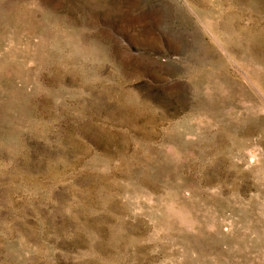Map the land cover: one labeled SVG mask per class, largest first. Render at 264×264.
I'll use <instances>...</instances> for the list:
<instances>
[{
  "label": "rangeland",
  "instance_id": "374dc122",
  "mask_svg": "<svg viewBox=\"0 0 264 264\" xmlns=\"http://www.w3.org/2000/svg\"><path fill=\"white\" fill-rule=\"evenodd\" d=\"M0 264H264V0H0Z\"/></svg>",
  "mask_w": 264,
  "mask_h": 264
}]
</instances>
